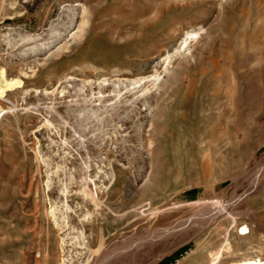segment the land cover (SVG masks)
Listing matches in <instances>:
<instances>
[{
  "label": "rangeland",
  "instance_id": "rangeland-1",
  "mask_svg": "<svg viewBox=\"0 0 264 264\" xmlns=\"http://www.w3.org/2000/svg\"><path fill=\"white\" fill-rule=\"evenodd\" d=\"M0 79V264L264 260V0H0Z\"/></svg>",
  "mask_w": 264,
  "mask_h": 264
},
{
  "label": "bare ground",
  "instance_id": "bare-ground-1",
  "mask_svg": "<svg viewBox=\"0 0 264 264\" xmlns=\"http://www.w3.org/2000/svg\"><path fill=\"white\" fill-rule=\"evenodd\" d=\"M187 34H189V33H187ZM188 38H189V36H188ZM179 48H181V47H179ZM0 81H1V79H0ZM0 87H1V85H0ZM1 111H3V109H0V112ZM92 198H93V196H92ZM226 206H227L226 203H221L218 200H212V201L208 202L207 206L204 208V210L199 215L202 218H209L210 219V218L213 217L212 210H214L215 212L216 211L217 212H221V213L224 212L227 216H229V213H228L229 211H227ZM214 211H213V213H214ZM232 223H234V218L232 219ZM246 233H247V228L245 226H241L238 229V235H244ZM225 242H226V240H224V243L221 244L220 247L217 248L211 254L210 259L207 261L206 264H219L220 263V260H221L222 255L225 254V253H227V249L225 248ZM225 264H264V260L261 259L260 257H247V256H243V257L239 258L238 260L229 261V262H226Z\"/></svg>",
  "mask_w": 264,
  "mask_h": 264
},
{
  "label": "trees",
  "instance_id": "trees-1",
  "mask_svg": "<svg viewBox=\"0 0 264 264\" xmlns=\"http://www.w3.org/2000/svg\"><path fill=\"white\" fill-rule=\"evenodd\" d=\"M181 250L179 252H177L176 254H174L173 256H171L168 260V263H170L172 260H174L175 256H178L180 254Z\"/></svg>",
  "mask_w": 264,
  "mask_h": 264
}]
</instances>
